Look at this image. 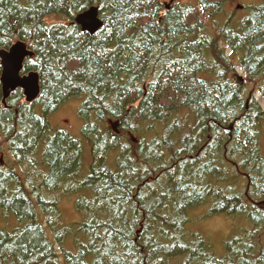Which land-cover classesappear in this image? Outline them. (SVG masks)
Wrapping results in <instances>:
<instances>
[{
  "label": "trees",
  "instance_id": "obj_1",
  "mask_svg": "<svg viewBox=\"0 0 264 264\" xmlns=\"http://www.w3.org/2000/svg\"><path fill=\"white\" fill-rule=\"evenodd\" d=\"M194 2L0 0V51L23 42L40 87L3 103L0 85V264H264V111L249 97L264 100V0L242 18L231 0ZM91 8L93 35L74 22ZM73 101L80 138L49 122ZM203 205L251 223L221 256L186 229Z\"/></svg>",
  "mask_w": 264,
  "mask_h": 264
},
{
  "label": "rangeland",
  "instance_id": "obj_2",
  "mask_svg": "<svg viewBox=\"0 0 264 264\" xmlns=\"http://www.w3.org/2000/svg\"><path fill=\"white\" fill-rule=\"evenodd\" d=\"M182 5H195L194 0H176ZM262 0H231L230 12H236V17L242 18L246 15L242 9L236 11V6L239 5L242 7H251L262 4ZM234 14V13H233ZM63 18L58 17H49L45 20L47 24H54L61 22ZM63 22V21H62ZM225 55L234 63L235 65V74L234 79L240 81L243 79L244 73L241 66H239L238 57L235 60V56H231L230 50L227 49ZM250 89V87H248ZM257 100L260 108L264 110V100L260 97L259 93H256V90L250 91L249 93ZM80 101H73L65 103L61 106L59 111L49 118V122L52 127L59 130H65L69 135L80 138V128L81 121L77 116V110L79 108ZM258 142L261 154L264 156V121L260 124L258 130ZM82 151L83 154V164L88 166L91 162L89 159V149L86 144ZM56 197L59 201V209L61 213V218L64 226L75 223L77 219V213L74 209L75 198L68 194H56ZM209 206L203 205L194 210L189 211V222L186 225V229L189 232H194L200 234L209 244L211 251L216 256H221L224 254V244L234 237H236L244 228L251 227L244 217H235L230 218L224 215H209L208 210ZM257 249L264 248V235L256 241ZM68 249L71 248L70 243H66Z\"/></svg>",
  "mask_w": 264,
  "mask_h": 264
},
{
  "label": "water",
  "instance_id": "obj_3",
  "mask_svg": "<svg viewBox=\"0 0 264 264\" xmlns=\"http://www.w3.org/2000/svg\"><path fill=\"white\" fill-rule=\"evenodd\" d=\"M74 22L83 32L90 35L96 33L102 26V23L97 18V10L95 8L78 15ZM32 57L33 52L27 49L26 45L21 41L13 44L8 50L0 51V85L3 103L17 89L22 91L27 103H32L37 99L40 93L38 74L35 72H29L26 75L20 74L25 59H31ZM116 126L117 124L112 125L115 133L117 132Z\"/></svg>",
  "mask_w": 264,
  "mask_h": 264
}]
</instances>
